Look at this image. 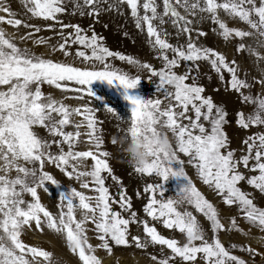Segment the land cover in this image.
<instances>
[{
	"label": "snow or ice",
	"instance_id": "1",
	"mask_svg": "<svg viewBox=\"0 0 264 264\" xmlns=\"http://www.w3.org/2000/svg\"><path fill=\"white\" fill-rule=\"evenodd\" d=\"M70 2L71 15L91 19L88 29L59 19L67 12L65 0H21L23 13L0 0V24L25 30L8 32L0 27V264H65L53 251L24 239L46 231L63 239L76 264H104L100 252L112 256L117 248L142 250L153 264H255L256 257L264 264V206L258 202L264 199V0ZM104 15L130 21L146 33L161 66L111 51L93 27ZM33 19L45 21L57 41L35 36L42 28ZM206 22L213 25L211 33L232 43L247 63L204 43L209 35L202 27ZM73 45L82 47L73 52ZM37 46L45 51L38 53ZM58 51L64 59L56 58ZM116 59L126 62L128 69L116 67L112 62ZM205 63L219 84L212 91L223 88L241 102L232 120L245 134L236 147L226 131L232 124L226 106L205 94L204 78L213 79L204 70ZM143 79L153 82L154 97L143 93ZM95 81L114 88L126 113L119 110V103L94 91ZM44 85L62 94L76 93L73 98L80 105L72 107L64 102L66 96L45 93ZM88 98L98 106H91ZM101 110L123 132L112 144L129 158V175L162 178L165 183L175 178L172 196L166 195L164 184H145L143 192L149 195L143 218L114 174L112 153L101 151L102 121L96 115ZM162 135L167 137L166 146ZM81 147L87 150H77ZM137 148H143L148 159L141 160ZM186 165L218 198L216 203L193 183ZM55 170L81 190L62 183ZM108 178L113 183L106 186ZM57 189L63 190L52 211L41 194L55 197ZM219 203L234 207L236 213L222 216ZM241 218L247 227L241 226ZM158 224L172 231L166 236ZM221 231L235 232L245 241L254 239L257 246L248 242L226 246Z\"/></svg>",
	"mask_w": 264,
	"mask_h": 264
},
{
	"label": "rangeland",
	"instance_id": "2",
	"mask_svg": "<svg viewBox=\"0 0 264 264\" xmlns=\"http://www.w3.org/2000/svg\"><path fill=\"white\" fill-rule=\"evenodd\" d=\"M8 2L11 3V7L14 11L19 13L24 12L21 0H8ZM65 4L67 12L65 14L60 15L59 19L65 23H79L82 28L88 29L89 24L92 22L91 19L81 18L78 14L75 16L71 15L73 9L70 0H65ZM100 19L101 23L94 24L93 27L98 34L104 36L105 44L111 51H119L127 55H134L137 58H140L142 61L151 62L153 66L157 68L161 66L160 63L154 58L155 54L152 52L150 46L147 44L146 33H141L135 28L134 24H132L130 21H125L124 19L118 18L115 15H104ZM32 22L42 28V31L40 33L35 34V36L51 37L53 43L57 41L58 37H56L52 31L46 30L45 21H43L42 19H33ZM103 23H107L108 27H102ZM118 25L122 27H119ZM0 27H4L5 30L8 32L23 33L25 31L23 28L17 30L16 28L9 26L6 23L0 24ZM202 27L206 32L209 33L207 39L203 41L204 43L209 46L215 47L217 50L229 54L231 58H235L241 63H247L245 58H242L241 56L236 54L232 43H227L223 41L222 38H218L217 36L211 33L210 29L213 27L211 22L204 23ZM58 28L59 25H57V29ZM125 32L127 33V35H124ZM66 34L67 30L65 31V35ZM88 34L90 35L91 33L89 32ZM170 42L174 43V41ZM28 43L30 45L32 41L30 40L28 41ZM78 47L82 46H71V51L74 52L75 49ZM36 51L39 53L41 51H45V48L43 46H37ZM55 56L58 59H64V57L59 51L55 54ZM68 59L71 60L72 57L69 56ZM112 62L115 64L116 67L124 68L125 70H127L129 67L126 65V62L119 61L118 59L113 60ZM203 68L204 70H206L208 75H211L213 77L212 80H208L206 77L203 80V83L207 87V91L205 94L213 96V99L217 103H223L226 106V110L228 111L229 119L232 120L235 111L241 108V102L237 99L236 94L225 92L223 88H221V91L219 93L213 92L212 89L219 86L215 72L211 70L206 63L203 65ZM148 75L149 74L146 71L143 73V76L145 77H147ZM42 88L45 93H48L50 91L53 92V94L57 98H61L62 95L66 96L67 99H65L64 102L72 107H77L81 103L79 100L73 98L76 96V93L74 92L69 91L67 93L62 94L60 90H55L54 88H51L47 85L42 86ZM92 88L94 89V91L97 92V94L104 95L106 99L111 100L113 104L119 103V110L122 113H126L127 110L125 102L122 101V98L119 97V95L115 92L114 88H109L106 82L95 81L92 83ZM142 91L145 95L148 96L154 97L156 95V93L154 92V84L151 80L148 79L142 80ZM88 101L91 106H98V103L93 102L92 98H88ZM96 115L98 120L102 121V123L98 125V134H100L104 140V145L102 146L101 151H109L110 153H112V158H110V164L114 169V174L120 177L124 187L126 188L127 195L131 197L133 210L137 211L138 214L141 215V217L143 218L145 215L142 211L143 204L147 202V196L149 195L143 192L145 184L152 182H159L161 184H164L166 195L172 196L175 190V178H170L169 181L165 183L162 178H155L154 180L153 178L148 177L146 175H129V173L132 172V168L129 163V158L123 153L122 149L118 145L112 144V139L116 138L117 140H119L120 137L123 135V132L117 130L114 124V118L111 115L105 113L103 110L97 112ZM68 130L73 129L69 128ZM255 130L256 129H253V131ZM81 131H86V129L82 128ZM226 131L228 132V135L232 138L233 147H236L238 144H240L241 139L245 134L235 125L234 120H232L231 126L226 128ZM77 150L87 149L81 147ZM87 163L91 165V158H88ZM185 171L193 180V183L196 184L198 189L201 190L207 196V198L213 200V202L216 203L218 198L214 197L213 194L207 188V186H205L202 181L198 178L195 169L190 165H186ZM55 175L62 183L68 184L69 186H75L78 188V190H81L79 189L78 183H70L68 179L59 170H55ZM112 183L113 182L111 178H108L106 180V186L112 185ZM61 190L63 189L56 190L57 195L55 197L51 193L48 195H44L43 193L41 194L43 202L52 211L56 210L55 204L58 202V192ZM85 191L88 192V190ZM110 191L115 194L117 192V189L115 187H110ZM248 191H252V189L248 188ZM137 192L140 193L139 197L136 195ZM258 202L261 206H264V199H260ZM113 207L114 209L119 210L118 205H113ZM218 208L221 215L224 217H229L230 213H236V209L234 207L225 206L223 203H219ZM189 210H192L194 214L198 216V219L203 220L201 214L196 213L195 210L192 208H189ZM147 219L151 220L150 217H148ZM240 223L241 226L247 227L246 223L242 220V218L240 220ZM156 226L158 228V231H160L166 236L169 235V233L172 231L165 229L162 224H158ZM132 229L133 234H135L137 231L136 225H132ZM220 237L226 246H228L229 242H248L251 243L253 247L257 246L256 240L252 239L249 241H245V238L242 235H239L235 232L231 233L230 235H226L223 231H221ZM24 239L29 243L41 245L45 249L53 251L56 256L61 257L65 261V264H69V262L70 264H76V259L72 255H70L69 252L66 250L63 239L50 231H46L43 235L29 234L26 235ZM90 242L96 244L97 240L95 238H92ZM152 251L153 250L151 248L147 250L148 253ZM235 254L244 256L246 259L249 258L247 254L243 252L237 251ZM100 255L104 258V264H153V262L149 258V255L146 252L134 248H117L115 249L114 255L112 256H108L103 251H101ZM260 259V257H256L255 264H259Z\"/></svg>",
	"mask_w": 264,
	"mask_h": 264
},
{
	"label": "clouds",
	"instance_id": "3",
	"mask_svg": "<svg viewBox=\"0 0 264 264\" xmlns=\"http://www.w3.org/2000/svg\"><path fill=\"white\" fill-rule=\"evenodd\" d=\"M161 143L167 144V137L166 136H163L161 137ZM136 152H137V155L140 157L141 160H146L148 159L147 155L144 153V150L143 148H137L136 149Z\"/></svg>",
	"mask_w": 264,
	"mask_h": 264
}]
</instances>
